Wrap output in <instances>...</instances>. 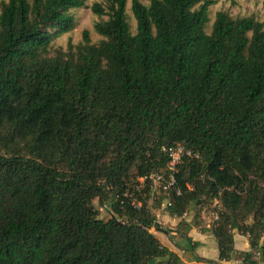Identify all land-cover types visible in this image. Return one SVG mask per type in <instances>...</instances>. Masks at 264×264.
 Wrapping results in <instances>:
<instances>
[{"label": "trees", "instance_id": "16d2710c", "mask_svg": "<svg viewBox=\"0 0 264 264\" xmlns=\"http://www.w3.org/2000/svg\"><path fill=\"white\" fill-rule=\"evenodd\" d=\"M214 3L130 0L132 34L126 0L95 2L102 39L83 31L53 56L83 0L1 3L0 264H184L149 231L147 184L136 188L165 172L161 149L173 143L198 157L177 166L165 213L219 205L217 261L191 264H264L263 23L219 11L206 33Z\"/></svg>", "mask_w": 264, "mask_h": 264}, {"label": "rangeland", "instance_id": "374dc122", "mask_svg": "<svg viewBox=\"0 0 264 264\" xmlns=\"http://www.w3.org/2000/svg\"><path fill=\"white\" fill-rule=\"evenodd\" d=\"M139 1L141 4L147 5L149 0ZM2 2H6V0H0V5ZM95 2L103 3V0H83L85 5L84 8L69 11L74 19L73 28L69 32L60 34L52 39L47 51L49 56H53L56 50L65 51L67 43H70L73 48L81 44V35L83 31H87L91 44H96L102 39L94 33L93 26L95 23L105 20V17L95 16L89 11V6ZM129 5L130 0H126L125 15L130 32L133 34L135 24L130 13ZM219 11L226 13L231 18L252 17L254 20L263 23L264 31V0H215V3L208 7V22L205 26L206 33L210 30L214 14ZM163 197L164 196L161 194L152 193V195L148 197L147 201L148 207L155 209L160 216L165 212V209L162 208ZM94 205H96V202H94ZM215 205L216 204L213 201L196 207L191 205L186 211V215L182 219H177L178 223L175 226L176 229L174 231L176 232L178 228L182 229L185 221L200 228H204L206 226L207 229H210L214 224L212 214L216 212ZM98 218L105 220L108 218V215L104 212V210L98 209ZM246 223L249 224V220H247ZM160 227L170 231L168 230L167 224H164L161 220ZM166 236L172 237L173 241H176L179 238L178 233L177 235L168 234ZM261 242L264 243V237L261 238Z\"/></svg>", "mask_w": 264, "mask_h": 264}, {"label": "crops", "instance_id": "0c3cea01", "mask_svg": "<svg viewBox=\"0 0 264 264\" xmlns=\"http://www.w3.org/2000/svg\"><path fill=\"white\" fill-rule=\"evenodd\" d=\"M153 215H158L159 220L164 224H167L169 235H177L174 231L178 221L177 218L170 217L167 213L164 212L163 215H159L155 209H152ZM162 224V223H161ZM174 227V228H173ZM179 233H183V236L179 235V238L176 241H173L172 237H167L166 233L161 232H152L154 237L160 242V244L166 247L168 250L176 254L184 264L195 263L192 260V255L202 259L204 261H217V245L215 239L211 236L209 229L205 226L204 228L197 227L185 221L182 229H177ZM185 238L188 240L186 241ZM233 249L238 252H247L249 250L246 236H241L238 234L232 235ZM262 243V242H260ZM194 246L193 252L189 250ZM264 244V243H263ZM257 264L261 262L256 261ZM220 264H239V258H233L228 261H221Z\"/></svg>", "mask_w": 264, "mask_h": 264}, {"label": "built area", "instance_id": "2783aa9c", "mask_svg": "<svg viewBox=\"0 0 264 264\" xmlns=\"http://www.w3.org/2000/svg\"><path fill=\"white\" fill-rule=\"evenodd\" d=\"M161 151L165 154L167 160H166V168L165 172H159V173H151L145 177L137 179L138 185L136 186L137 189L141 190L145 184H147V196L149 197L152 195V193H158L161 195H166L174 185V173L176 172L177 166L182 162L183 158L185 157H191V158H197L198 155L194 152H192L190 149H186L183 145L179 143H173L170 147L162 148ZM178 194V192H177ZM123 197L129 199L130 205L137 209L139 207V202L132 198L131 194H123ZM170 204L168 202L162 201V208L165 209L169 207ZM216 210L219 209V205H215ZM153 223L152 227L149 229V231H154L155 225H160V220L158 215H153ZM184 216V214L182 215ZM213 220L216 219V214H212ZM253 256L255 259L258 258L259 254L258 252L254 251Z\"/></svg>", "mask_w": 264, "mask_h": 264}]
</instances>
